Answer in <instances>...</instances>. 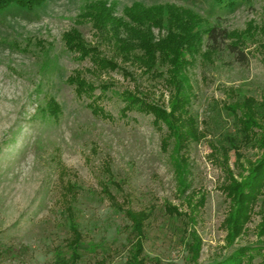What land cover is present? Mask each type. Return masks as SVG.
<instances>
[{
  "label": "rangeland",
  "instance_id": "1",
  "mask_svg": "<svg viewBox=\"0 0 264 264\" xmlns=\"http://www.w3.org/2000/svg\"><path fill=\"white\" fill-rule=\"evenodd\" d=\"M98 3L132 26L125 9L134 4L171 7L163 10L161 27L136 28L148 31L153 45L170 35L177 38L187 13L199 18L193 28L201 40L196 49L176 40L187 61L188 100L180 118L190 119L197 133L181 151L187 162L181 186L173 140L163 149L167 128H157L152 115L128 111L122 116L119 97L129 90L169 112V65L159 52L150 72L124 62L114 42L84 18ZM216 22L228 30V43L245 51L246 66L226 47L207 48L205 28ZM73 30L119 68L93 73L91 61L79 59L64 41ZM75 73L97 87L95 96L108 118L93 114L88 98L77 97L68 83ZM103 84L109 86L106 92ZM50 100L61 108L57 118L48 114ZM252 106L260 112L253 128L260 134L264 0H46L32 10H0V264H132L135 238L128 210L146 214L145 264H208L243 246L252 249L253 264H261L264 182L232 242L225 223L233 207L225 190L229 172L243 182L263 154L243 138L237 118ZM230 108L237 109V117ZM68 208L82 236L77 258L69 248Z\"/></svg>",
  "mask_w": 264,
  "mask_h": 264
},
{
  "label": "trees",
  "instance_id": "2",
  "mask_svg": "<svg viewBox=\"0 0 264 264\" xmlns=\"http://www.w3.org/2000/svg\"><path fill=\"white\" fill-rule=\"evenodd\" d=\"M46 0H0V10L9 8L10 6H17L22 9L32 10L41 6ZM229 1L233 4L235 0H217V2ZM166 9L171 12V7L154 6L151 8H144L141 4H134L132 8L125 9V14L129 20L135 24L131 25L129 22L124 21L121 18H115L112 11L105 6L104 3H98L92 7V14L86 17H90L93 20V25L97 32L103 34L107 39L114 42L115 52L122 58L124 62H133L139 68H144L145 71L150 72L155 65L156 56L155 52L160 53V60L169 65V84L173 90L171 110L168 112L163 107L153 103L145 101L139 97L135 92L125 90L119 93V97L124 103L122 109V116H125L128 111H136L138 113L152 115L154 117V125L157 128L165 126L168 130L167 137L163 140V149L165 150L168 145V140L172 139L174 142L175 151V168L176 175L179 180L180 186L185 182L186 174V158L181 154V151L186 147L189 139H196L197 133L194 128V124L190 119L180 118L181 111L187 103L186 82L187 78L184 76L186 59L184 58V49L179 46L180 43L186 44V46H194L199 39V33L194 32L193 28L195 23H198L199 18L191 13H187L186 26L181 28L179 36L170 35L166 41H162L159 44L153 45L151 43V37L148 31L143 29H136L138 26L144 27L145 25H152L153 27H161L163 10ZM142 30V31H141ZM141 31V32H140ZM123 34V35H122ZM204 34L207 37V48L211 51L221 50L226 47L231 54L234 55L235 60L242 66H246L249 62L248 56L244 50H242L237 44L228 43L229 33L220 22H216L212 26L205 28ZM122 35V37H121ZM180 38V41L176 40ZM193 39L195 42H193ZM64 41L67 47L78 54L79 59H89L94 67L93 73L100 74L103 72L114 71L119 68L117 62L113 58H107L102 55L97 46H90L87 44L82 36L76 31L67 32L64 35ZM201 40L199 39L198 42ZM194 49V48H193ZM142 51V54L138 56L135 51ZM68 83L75 87L77 97L88 98L90 100L88 107L92 113L101 116L102 118H108V114L104 108L98 103L100 96H95V90L97 89L92 83L87 82L80 73H75L68 79ZM100 88L103 92L109 89L108 85H101ZM256 107V106H255ZM254 106L243 110V119L237 117V109L230 108V112L234 114L238 120L241 119V133L243 138L248 143L255 144L263 150L262 157L251 167L247 177L243 182H238L229 172V184L225 186V190L232 197V211L229 218L225 221L229 227L230 232L228 235L229 242L234 241V238L239 234L242 228V223L247 216V209L250 203L254 200L257 192V188L260 183L264 182V128L260 134H256L253 131L260 112ZM264 108V106L262 107ZM61 108L54 101L47 103V111L50 116L56 117L60 113ZM110 117V116H109ZM264 118V117H263ZM256 135V136H255ZM232 140V139H231ZM106 196L115 202L114 196L106 188L104 190ZM68 220L70 222V232L72 239L69 242V248L73 251V256L77 258V251L82 239V236L77 228L72 210L68 208ZM127 217L131 221L132 233L134 234V253L131 256L132 264H145L143 258V246L145 239L144 222L146 218L145 212H132L128 210L126 212ZM200 242L197 241L192 248V254L194 255L193 261L199 255ZM261 255V264H264V253L262 249L258 250ZM255 255L252 253V249L249 247H239L232 254L222 258L219 261H213L208 264H253Z\"/></svg>",
  "mask_w": 264,
  "mask_h": 264
}]
</instances>
